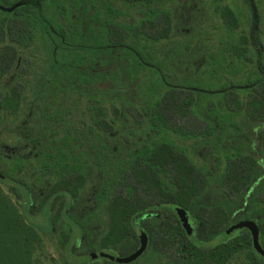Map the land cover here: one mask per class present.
Wrapping results in <instances>:
<instances>
[{
	"label": "trees",
	"instance_id": "trees-1",
	"mask_svg": "<svg viewBox=\"0 0 264 264\" xmlns=\"http://www.w3.org/2000/svg\"><path fill=\"white\" fill-rule=\"evenodd\" d=\"M173 20L161 0H38L0 12V170L30 212L37 198L48 213L74 212L67 225L84 264H101L91 252L129 256L142 233L148 247L133 264H264L248 233L226 234L252 220L264 247V79L216 89L171 80L144 53L172 35ZM228 49L241 70L245 49L220 42L222 59ZM2 172L0 264H37L40 230L4 191ZM176 206L205 229L199 240Z\"/></svg>",
	"mask_w": 264,
	"mask_h": 264
},
{
	"label": "rangeland",
	"instance_id": "rangeland-1",
	"mask_svg": "<svg viewBox=\"0 0 264 264\" xmlns=\"http://www.w3.org/2000/svg\"><path fill=\"white\" fill-rule=\"evenodd\" d=\"M167 1L169 2V4L167 3V8L173 12L174 16L173 33L170 39L165 44L157 46L155 51L146 47L144 55L148 57L154 56V65L159 64L163 67L171 80L174 77L177 78L176 75H178L180 79H176L175 81H181L187 85L214 86V89L220 86L230 87L237 83L238 80L243 82L245 76H247L246 73L249 74L251 71H256V63L259 61V57L257 58L258 54L262 55L260 64L264 65V0H262V22L256 29H254V22L242 2L238 3V5H235L234 2L232 3L241 21L239 34H245L250 37L254 34V36L262 37V42L258 43L251 40L249 44L250 56L256 63L248 67L249 69L246 72L245 70H239L238 65L233 62L230 56V49L226 51V57L223 59L219 55L220 42H224L227 45L230 39L227 38V28L222 23L217 14L218 12L215 11V7L212 4L213 0ZM50 2L52 0H47V3ZM142 16H144V12L138 9L132 12L131 17L133 21H138ZM63 21L69 22V20L65 19ZM233 40L235 41L236 37ZM233 43L235 44V42ZM142 78L144 79V77ZM3 137L5 138V136ZM11 142L12 140L4 141L7 146L11 145ZM137 142L143 143L141 137ZM188 145L189 153L194 161L198 163V155L202 153L197 143L189 142ZM4 173L5 170L3 169L2 175ZM4 182H6L2 184L4 191L19 205L21 213L27 222L41 230L39 232L42 240L36 245L33 255V260L37 264L87 263L86 257L75 254L72 251V243L79 238L77 234L70 235V239L72 238V241L69 239V242H71L68 244L70 245L62 248L58 235H45L42 232L43 230L45 231L46 227H49L47 217L33 214L35 213L34 210H32L33 213H30L29 208L23 206L25 203L24 190L20 186H13L15 183L10 180ZM57 229L59 232V227ZM97 261L103 262L101 259ZM139 264H145L144 260Z\"/></svg>",
	"mask_w": 264,
	"mask_h": 264
},
{
	"label": "flooded vegetation",
	"instance_id": "flooded-vegetation-1",
	"mask_svg": "<svg viewBox=\"0 0 264 264\" xmlns=\"http://www.w3.org/2000/svg\"><path fill=\"white\" fill-rule=\"evenodd\" d=\"M37 1L38 0H0V12L6 13V14H12L14 12H17L22 7L35 8V3ZM233 2H234L235 5H238V3L242 2L243 6L247 9V12H249L250 17H251L252 21L254 22V24H253L254 25V29H256L257 27L260 26V24L262 22V17H263V15H262V0H225V2H224V0H213L212 1L213 6L215 7V11L218 12L217 14L219 15L220 19L222 20V23L224 24V26H226L227 24L228 25L237 24V26H238V28L234 32H232L230 29H227V33H228L227 38L230 39V40H228L229 44L228 43L227 44H228L229 47H231L232 45L234 46L236 44V42L237 43L238 42L241 43V47L245 49V52L243 53V55H241L240 66H241V70H243V71L245 70V72H246L247 69H249L248 67L253 66L256 63V62H254V59L250 56L249 44H250L251 40L254 41V42H258V43L262 42V37L261 36H254V34H252L251 37L248 36V35H245V34H241V33L239 34V28L241 27V21H240L239 15L236 13V9H235L234 5H232ZM167 3L169 4V2L167 0H161V5H162L163 10H170L169 8H167ZM6 9H12V11L9 12V11H6ZM222 10L227 14L226 18H223V16L220 14V11H222ZM147 11H149V10L147 9ZM173 26H174V20H173ZM170 37L168 39H165L163 43L165 44L170 39ZM235 37H236V40L234 41L233 39ZM233 42H235V44ZM258 57H259V61L256 63V68H257L256 71H251V73H249V74L246 73L247 76H245V79L243 80V83L245 82L247 84L248 81H249V77L253 76V75L258 77V78H260L261 80L264 79V65L260 64V60H261L262 55L258 54L257 58ZM233 86H235V85H233ZM233 86L231 85L230 88H233ZM235 118H237L238 120H241V121H243V120H247L248 121L249 117L240 116V117H235ZM247 126L248 125L246 124L245 128ZM247 132L248 131H246V133L242 132V134H249ZM251 134L252 135H256L257 139L260 140V142H262L261 141V139H263L262 138V135H263L262 131L254 130V131L251 132ZM6 136L9 137L8 135H6ZM1 179H2L3 182L7 181L6 177L4 175H2ZM4 183H6V182H4ZM42 200L43 199L40 200V198H37V200L35 201V204L33 205V206H35V213L32 212L35 215L46 216L47 217V219L49 221V227H46L45 231L43 230L42 232L45 235L46 234L58 235L59 236L58 237L59 243H61V247L62 248L66 247L67 245H70V244H68V243H70L72 241V238L70 239V235L71 236L74 235V232L68 227L67 221H70L69 220V218H70L69 216L74 215L73 214L74 212L72 211L71 214L68 213L69 215H67L64 212L57 213L58 212L57 209H58L59 205H54L53 207L55 208V210H53L52 214L48 213L46 211V209H40V208L46 207L45 205L43 207H41ZM86 207H87L86 202H83L81 219H84V220H86V216H87ZM177 209H182V207L176 206L174 208V213L176 215H177V212H176ZM44 213H46V214H44ZM54 217L58 218L57 222H56V219ZM177 217H178V215H177ZM188 218H189V216H188ZM178 220H179V217H178ZM241 221H246V220H241ZM241 221L233 223L232 225L237 224V223H239ZM179 222H180V220H179ZM189 222H190V220H189ZM180 224H181V222H180ZM232 225H230L229 228ZM257 225H258V223H257ZM191 226L193 228L192 236L193 237L195 236V239L199 240V238H201L200 237L201 232L205 231L204 228L201 227L199 224H195L194 226L191 224ZM58 227H59V230H60L59 232H58V229H57ZM258 227H259V225H258ZM36 228L39 229L38 227H36ZM241 230L243 231V233H245V234L248 233L249 234V238L251 239V243H252V236H251V233L249 232V230H247V229H241ZM259 230H260V227H259ZM94 232L96 234L97 230H94ZM185 232H186V230H185ZM231 234H233V233H231ZM192 236H190V237H192ZM69 239L71 240L70 242H69ZM220 239H221V237H218V238H216V241H220ZM60 240H62V242H60ZM260 242H261V245H262L261 231H260ZM212 243H215V242L213 241V242H211V244ZM73 246H75V244L72 243V247ZM139 247H140V241H139L138 247L134 250V252L137 249H139ZM252 248L254 249L253 243H252ZM85 249H86V247H85ZM263 249H264V247H263ZM254 251H255V249H254ZM95 253H99V252H91V253L88 254V260L91 263L98 262L97 260L100 259V257H95ZM107 254L112 255L113 257H118V255H113V254H110V253H107ZM121 257H127V256H121ZM262 257H264V256H262ZM139 259H137L136 261H138ZM102 261L103 262L101 264H109L108 262L116 263V262L112 261L111 259H108V258H105V257H104V260L102 259ZM144 262H145V264H147L145 260H144ZM133 263H130V264H133ZM116 264H119V263H116Z\"/></svg>",
	"mask_w": 264,
	"mask_h": 264
},
{
	"label": "water",
	"instance_id": "water-1",
	"mask_svg": "<svg viewBox=\"0 0 264 264\" xmlns=\"http://www.w3.org/2000/svg\"><path fill=\"white\" fill-rule=\"evenodd\" d=\"M6 11H12V9H6ZM1 176V174H0ZM177 215L179 217V220L183 226V228L186 230L188 236H192L193 234V228L189 222V218L187 216V213L183 209H177L176 210ZM241 229H247L251 233L252 236V243L255 251L260 254L261 256H264V249L260 242V230L256 222L251 220L241 221L237 224L232 225L228 231L226 232L227 235H230L234 231L241 230ZM148 247V237L145 233H142L140 236V247L135 252H133L131 255L127 257H113L109 254H101V253H95V257H105L108 259H111L112 261L119 263V264H130L135 262L137 259H139L147 250Z\"/></svg>",
	"mask_w": 264,
	"mask_h": 264
}]
</instances>
